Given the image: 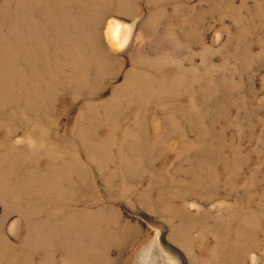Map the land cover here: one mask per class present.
I'll return each instance as SVG.
<instances>
[{
    "label": "rangeland",
    "instance_id": "obj_1",
    "mask_svg": "<svg viewBox=\"0 0 264 264\" xmlns=\"http://www.w3.org/2000/svg\"><path fill=\"white\" fill-rule=\"evenodd\" d=\"M0 264H264V0H0Z\"/></svg>",
    "mask_w": 264,
    "mask_h": 264
}]
</instances>
